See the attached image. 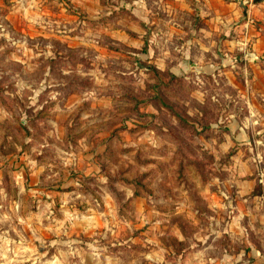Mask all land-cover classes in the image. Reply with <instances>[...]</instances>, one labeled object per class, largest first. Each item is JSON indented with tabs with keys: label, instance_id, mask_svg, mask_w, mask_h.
<instances>
[{
	"label": "rangeland",
	"instance_id": "rangeland-1",
	"mask_svg": "<svg viewBox=\"0 0 264 264\" xmlns=\"http://www.w3.org/2000/svg\"><path fill=\"white\" fill-rule=\"evenodd\" d=\"M167 1L0 0V264L239 254L223 167L244 140L214 147L246 110L198 0Z\"/></svg>",
	"mask_w": 264,
	"mask_h": 264
},
{
	"label": "crops",
	"instance_id": "crops-1",
	"mask_svg": "<svg viewBox=\"0 0 264 264\" xmlns=\"http://www.w3.org/2000/svg\"><path fill=\"white\" fill-rule=\"evenodd\" d=\"M172 1H167V7ZM177 2L179 9L190 5L189 0ZM198 2L207 15V25L199 28L200 34L218 59L213 69H219L218 64L225 66L228 82L236 87L241 106L246 110L243 116H229L230 132L226 133V141L222 147H214L215 152L226 151L233 138L244 140L223 167L228 172L224 184L230 190L226 196H230L227 205L232 212V224L226 231L231 236L241 233L244 240L238 248L239 254L226 252L219 260L209 258L207 264H264V244L253 242L246 226L234 227L238 219L248 218L251 226L256 225L253 232L264 233V0ZM201 40L192 38L191 42ZM239 201L249 205L239 207ZM256 210L258 213H254ZM196 262L201 264L199 260Z\"/></svg>",
	"mask_w": 264,
	"mask_h": 264
},
{
	"label": "clouds",
	"instance_id": "clouds-1",
	"mask_svg": "<svg viewBox=\"0 0 264 264\" xmlns=\"http://www.w3.org/2000/svg\"><path fill=\"white\" fill-rule=\"evenodd\" d=\"M26 19H28L27 16H26ZM38 19H39V18L31 19V20H29V23L35 25V24H37ZM34 99H35V98L33 97V100H34ZM241 255H243V254H241Z\"/></svg>",
	"mask_w": 264,
	"mask_h": 264
}]
</instances>
